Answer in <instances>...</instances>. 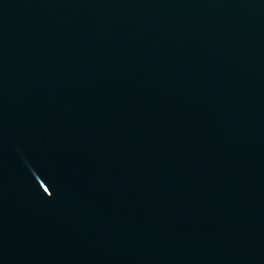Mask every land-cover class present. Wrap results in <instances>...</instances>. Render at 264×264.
<instances>
[{
    "label": "water",
    "instance_id": "obj_1",
    "mask_svg": "<svg viewBox=\"0 0 264 264\" xmlns=\"http://www.w3.org/2000/svg\"><path fill=\"white\" fill-rule=\"evenodd\" d=\"M0 264H264V0H0Z\"/></svg>",
    "mask_w": 264,
    "mask_h": 264
}]
</instances>
